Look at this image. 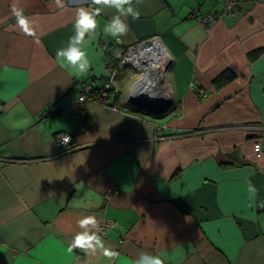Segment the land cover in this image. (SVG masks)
<instances>
[{"label":"crops","instance_id":"1","mask_svg":"<svg viewBox=\"0 0 264 264\" xmlns=\"http://www.w3.org/2000/svg\"><path fill=\"white\" fill-rule=\"evenodd\" d=\"M238 1L237 14L205 29L197 17L219 12L214 0H132L140 15L117 39L104 31L114 7L0 0V264H133L140 253L264 264V0ZM97 7L96 31L79 45L90 67L77 75L56 54L76 34L77 10ZM152 37L170 59L157 87L164 107L129 108L132 80L105 104L77 102L85 86H103L109 54ZM226 71L233 78L216 86ZM83 106L87 129L74 114ZM63 134L75 135L65 153ZM85 216L111 222L99 235L115 260L68 251Z\"/></svg>","mask_w":264,"mask_h":264},{"label":"clouds","instance_id":"2","mask_svg":"<svg viewBox=\"0 0 264 264\" xmlns=\"http://www.w3.org/2000/svg\"><path fill=\"white\" fill-rule=\"evenodd\" d=\"M55 3L59 8L64 7L62 0H55ZM92 3L95 5H105L116 8L119 14L114 16L108 22L104 31L106 34L117 39L126 35L128 32V25L125 23L127 17L131 15L133 18H138L140 15V13L134 10L131 6L132 0H92ZM101 11L102 9L99 7L92 11L85 8H79L75 20V36L70 39L69 45L66 49L57 51V59L66 62L67 65L76 71L77 75H83L89 70L90 61L87 52L79 47V45L84 43L86 35L89 33H95L97 28L95 17L100 15ZM13 14L16 17L18 26L25 32V34H34L33 22L29 17L23 14L22 9L13 7ZM121 17H124V19L122 20ZM78 225L83 231L78 232L75 235L68 248L69 252L78 248L85 251L87 254L95 255L99 250L109 261H113L119 256V253L112 248L105 247V244L99 235L101 229L95 216L83 217L78 221ZM89 226H91V228H89ZM133 264H164V260L159 256L140 253L139 257L133 262Z\"/></svg>","mask_w":264,"mask_h":264},{"label":"built area","instance_id":"3","mask_svg":"<svg viewBox=\"0 0 264 264\" xmlns=\"http://www.w3.org/2000/svg\"><path fill=\"white\" fill-rule=\"evenodd\" d=\"M220 3L221 10L214 14H206L197 17V21L208 29L211 27L218 19L223 17L231 18L240 11L238 0H214ZM110 60L106 65L105 74L106 79L103 86L99 89L98 95L102 99H106L108 93L116 91L115 80L119 72L125 68H130L134 71V79L132 80V85L136 84L139 80H143V75L145 71H148L153 77L151 80L159 81L165 77V72L169 68L170 59L165 53L161 42L158 37H152L148 40L138 42L134 45L127 47L120 55L109 54ZM114 57V59H113ZM137 75V78H136ZM160 82V81H159ZM161 83V82H160ZM192 86H195L192 84ZM92 89L89 86H85L83 91L78 96L77 102L80 104L86 103L90 99L89 95ZM0 110L2 106L0 105ZM70 138V139H68ZM71 142V136L68 134H63L58 140V145L61 150L68 151ZM106 227H111V222L105 221L101 225L100 234H104V229Z\"/></svg>","mask_w":264,"mask_h":264},{"label":"water","instance_id":"4","mask_svg":"<svg viewBox=\"0 0 264 264\" xmlns=\"http://www.w3.org/2000/svg\"><path fill=\"white\" fill-rule=\"evenodd\" d=\"M158 83L160 82L154 81L142 85L136 91H133V86L135 85L133 84L132 89L129 91V95L126 98V104L130 106L129 108H132L134 112L138 113H141L142 111L152 113L153 110H155L153 107H164V104L162 103L163 99L161 98L162 95L157 90ZM236 153L237 151H232L228 154V157H232Z\"/></svg>","mask_w":264,"mask_h":264},{"label":"trees","instance_id":"5","mask_svg":"<svg viewBox=\"0 0 264 264\" xmlns=\"http://www.w3.org/2000/svg\"><path fill=\"white\" fill-rule=\"evenodd\" d=\"M258 55L257 52H251V53H248V58H253V57H256ZM233 78V74L231 72H224L223 74H221V76H219V78L215 81V85L216 86H220L223 84V82H226L228 80H231ZM98 89H94L91 91L89 97L90 99H88L87 102L89 103H97V104H105V99H102L99 95H98V92H97ZM74 114H75V117L77 118V124H81V126L83 128H88L89 127V124L87 122V112H86V108L85 106L83 107H80V108H76L75 111H74ZM74 136L75 135H72L71 134V142H70V145H69V148H73L74 147ZM69 149V150H71ZM68 150V151H69ZM62 152H67V151H64L62 150Z\"/></svg>","mask_w":264,"mask_h":264},{"label":"rangeland","instance_id":"6","mask_svg":"<svg viewBox=\"0 0 264 264\" xmlns=\"http://www.w3.org/2000/svg\"><path fill=\"white\" fill-rule=\"evenodd\" d=\"M125 75L127 74L128 76H127V84H125V83H119V82H117L116 80H117V78H116V80H115V85H116V88L118 89V90H120V91H122V94L124 95L125 93H126V91H127V87H128V85L130 84V82H129V80L131 81V80H133L135 77L133 76V77H131L130 78V75H132V71H131V69H125L124 70V72H123ZM134 75V74H133ZM136 78H137V75H136ZM160 81V80H159ZM161 83H162V85H163V81H160ZM160 86V85H159ZM158 86V87H159Z\"/></svg>","mask_w":264,"mask_h":264},{"label":"bare ground","instance_id":"7","mask_svg":"<svg viewBox=\"0 0 264 264\" xmlns=\"http://www.w3.org/2000/svg\"><path fill=\"white\" fill-rule=\"evenodd\" d=\"M143 80H139L134 86H133V91H136L139 89L142 85L149 84L151 83L153 77L150 75L148 71H145V74L143 75ZM154 109H157L156 107H153Z\"/></svg>","mask_w":264,"mask_h":264}]
</instances>
